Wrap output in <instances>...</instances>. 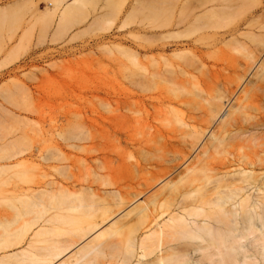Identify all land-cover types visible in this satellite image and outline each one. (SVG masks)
<instances>
[{
    "label": "rangeland",
    "instance_id": "rangeland-1",
    "mask_svg": "<svg viewBox=\"0 0 264 264\" xmlns=\"http://www.w3.org/2000/svg\"><path fill=\"white\" fill-rule=\"evenodd\" d=\"M204 1L63 0L51 17L54 0H0V264H34L17 256L38 229L27 231L26 201L86 204L97 221L108 210L57 264H124V242L145 230L122 216L144 195L162 223L203 170L237 184L246 170L249 193L264 191V53L255 63L198 30ZM212 97L223 104L214 117ZM120 220L122 232L89 247Z\"/></svg>",
    "mask_w": 264,
    "mask_h": 264
},
{
    "label": "bare ground",
    "instance_id": "bare-ground-1",
    "mask_svg": "<svg viewBox=\"0 0 264 264\" xmlns=\"http://www.w3.org/2000/svg\"><path fill=\"white\" fill-rule=\"evenodd\" d=\"M54 2V8L48 10L51 17H54L63 0ZM208 4L209 7L201 9ZM72 5L66 7L60 16L59 26L64 25L76 11V6ZM201 5L198 8V30L212 31L217 44L232 38L252 54L256 63L257 54L264 53V0H205ZM234 13L238 14L239 19L228 27L234 22L230 23V20H235L231 18ZM1 15L3 21L8 18L6 11ZM201 39L200 34L198 41ZM249 39L253 43L251 49L244 41ZM258 69L264 73V64L260 63ZM215 99H210L213 102L210 103L212 117L219 115L223 106ZM199 174L186 188L193 199L174 204L162 223L150 207L146 195L142 197V202L122 216L132 215L128 223L136 221L135 225L141 231L145 230L140 235L133 231L132 237L124 242V264H132L135 255L140 258L137 264H264V191L255 186L258 192L249 193L251 185L255 183L252 173L239 171V184L216 179L206 170ZM45 193L40 191L39 194ZM22 204L28 211L36 209L27 231L35 226L38 229L29 239L28 248L17 256H25L34 264H57V261L69 255L72 248H77L84 240L98 233L112 217L106 210L97 217L100 221L93 220L90 206L87 209L86 204L74 205L69 201L54 206L43 202L30 204L29 201ZM120 204H125L122 199ZM133 204L129 203L128 207ZM75 211H78V216L72 214ZM120 222H114L105 232L97 235L89 247L104 236L112 237L122 232ZM64 234L70 235L64 242L48 241L51 236ZM76 237L82 242L75 241ZM19 243L21 241L16 242ZM249 247L256 253L250 255ZM198 253L200 257L194 259Z\"/></svg>",
    "mask_w": 264,
    "mask_h": 264
}]
</instances>
